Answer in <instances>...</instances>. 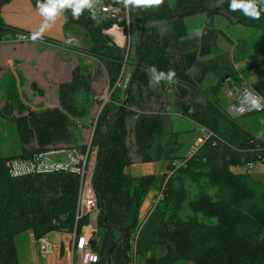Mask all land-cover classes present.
Wrapping results in <instances>:
<instances>
[{"label": "trees", "instance_id": "1", "mask_svg": "<svg viewBox=\"0 0 264 264\" xmlns=\"http://www.w3.org/2000/svg\"><path fill=\"white\" fill-rule=\"evenodd\" d=\"M7 1L0 0V7ZM230 2L164 0L159 6L139 8H125L117 0H96L94 3L112 6L118 9V14L119 9L122 12L129 10L137 28L133 56L135 72L124 93L123 105L103 115L101 123L107 126L105 133L100 128L93 132L100 148V158L92 181L101 209L98 225L104 229L102 248L99 251L93 248L100 258L96 264L127 263L130 241L137 228V211L147 191L158 180L150 174L137 178L131 176L133 159L129 136L142 163L171 159L177 149L172 134L162 131L160 107L155 110L151 106L152 101L157 102L152 82L157 81V75L167 74L169 70L175 72L173 79L177 80L175 107L178 112L209 130L213 137L183 166L175 169L174 176L163 177L162 198L156 204L160 218L152 233L150 253L144 264L186 261L194 264H264V204L257 202L264 199V190L259 191L254 184L258 181L247 174L232 171L233 167L256 160L258 155L264 158V141L238 126H229L222 132L219 123L225 114L219 105L187 98L189 89L194 88L195 96L199 92V84L215 71L214 65L209 66L200 59L211 54L216 36L228 40L221 30L212 28L211 23L200 36L187 38V18L204 14L212 21L222 17L229 24L264 33V3L257 4L259 19H252L242 10L231 11ZM62 11L64 30L70 25L83 28L92 42L88 52L101 56L106 50L101 59L108 75L111 79L119 75L126 52L118 46L109 47L108 38L103 33L117 24L119 15L116 18H108L106 14L95 15L92 19L89 9L84 8L75 19L71 8ZM10 30L16 29L0 21V38ZM263 64L264 61L258 65L261 67ZM197 67L198 73L191 76L189 71ZM77 71L78 67L72 71L69 82L58 84L59 107L37 112L23 104L17 106L20 112L13 117V123L21 150L15 156L0 157V264H19L15 238L25 231L32 232L37 242L51 232L80 230L88 222V217L76 221L79 174L52 171L12 177L8 166L12 160H27L40 154L59 152L62 145L64 147L72 141L69 116L79 115L73 107V94L87 85L83 78H77ZM134 88L138 92L132 93ZM250 88L264 98V70ZM31 89H38L35 83L31 84ZM11 111L10 103L3 106L5 114ZM184 179L191 184L204 181L205 187L201 185L194 197L188 200L182 186ZM207 189L216 192L211 195ZM184 205L189 215L181 213Z\"/></svg>", "mask_w": 264, "mask_h": 264}, {"label": "rangeland", "instance_id": "2", "mask_svg": "<svg viewBox=\"0 0 264 264\" xmlns=\"http://www.w3.org/2000/svg\"><path fill=\"white\" fill-rule=\"evenodd\" d=\"M118 15L117 24H113L108 31L105 30L107 32H104L108 38V46H118L122 50L124 49L127 57L124 60L125 63L123 62L121 73L112 79L108 75L101 59V56L106 54L107 51H102L101 56L90 54L88 51L92 42L85 34V30L78 25L68 26L70 32L68 35L69 39L74 37L75 40H70L66 45L72 49L78 50L76 53L72 50V54L78 56V64L76 65L78 71L76 76L78 79L83 78L82 80L87 85H84V88L77 90L73 94V107L79 115L76 117L69 116V129L72 134V141L64 145V147L62 145L61 148L63 149H61V151L51 152L48 155L51 162H65L69 152L88 151L89 162L86 167L85 179L90 181L92 185V180L96 174L100 158V148L98 142L93 137V132L95 128H100L105 133L107 126L101 123L103 115H105L108 110L123 105L124 93L127 90L126 86L134 66L133 56L136 43V24L132 20L129 10L122 12L119 9ZM185 22L188 27L187 38L189 39L200 36L202 30L206 27L208 28L210 23L212 24V28L221 30L228 37V40H226L224 37L217 35L211 48V54L200 59V62L208 64L209 66L214 65L215 71L207 75L204 81L199 84L200 89L199 92L195 93V96L194 88L189 89L187 98L189 100L195 98L198 102L202 101L211 105H219L222 113L225 114V118H222L219 123L222 132L226 131L229 126H238L247 129L264 141V110L250 114L247 113L239 117L230 114L228 111V106L232 102L229 92L235 89L239 90L244 86H250V84L256 80L261 70H264V64L261 65V67L258 65L264 61V33L258 30L244 28L240 25L229 24L227 20L222 17H216L212 21H209L204 14L189 17ZM115 29L120 32L118 34V39H116L112 32ZM161 29L164 30L162 27ZM82 51H86V53ZM55 52V56L53 54V59L50 57L51 53H49L48 58L44 57V59H52L59 63L63 62V65L74 62L73 56H71V62H68L66 56L62 58L61 53H63V55L68 54L65 49L61 51L55 50ZM198 70L199 67L190 70L189 74L195 76ZM65 77H63V79ZM112 80L114 81L112 82ZM27 85L28 84L24 83V87L21 89V97L18 93L10 91L9 86L8 92H4L3 85H0V157L15 156L20 153V144L13 123V117L20 112L17 108L19 104H23L26 108H30L37 112L59 107L56 83H39L37 90L34 91L30 88L32 92L27 89ZM152 85V90L157 93V96L154 98L157 102H151L152 109L158 110L160 107L162 114V131L164 134H172L177 149L172 154L173 158H166L164 160V173H161V169L156 161L153 162L150 169L147 171L136 169L137 167L135 166L134 178L149 174L155 175L158 180L155 183L154 189L158 190L160 194L163 192L165 184L163 177L167 179L170 176H174L175 169H173L171 164L172 161L178 159V157H180L179 159L185 157L190 152L191 148L197 145L198 141L201 139V133L194 121L188 117L182 116L175 107L177 80L173 79L172 82L166 79L160 82L153 81ZM249 89L251 90L250 87ZM136 91L138 92V89L134 88L132 93ZM7 103L12 105V111L9 114L3 112V106ZM107 118H109V116H107ZM132 120L133 119L128 122L129 126ZM128 142L131 150V157L134 162L139 165L140 159L132 148L131 136H129ZM160 142L163 143V139H161ZM156 143L157 141L153 145V149H155ZM196 152H194V154ZM145 166L146 165H143L141 169ZM232 171L247 174L252 179L258 181L254 182V184L259 191L264 190V164L262 162H254L253 167H249L248 164L233 167ZM201 185L205 187L204 181L198 184H191L188 180H183L182 186L187 193L188 200L194 197L197 189ZM207 191L211 195H214L216 192L210 189H207ZM257 202L264 204V199H258ZM100 210L101 209H99L97 213L93 212L83 216V218L88 217L89 221H93L91 222L93 228L90 227L93 229L90 244L92 248H96L98 251L102 248L104 237V229L98 225ZM181 213L184 216L189 215L185 205ZM96 214L98 215L97 217ZM114 234L119 237L118 233ZM57 236L59 235L56 232L48 234L50 244L55 241ZM146 257L144 253H138L136 264H144ZM43 263L46 264L44 259ZM180 263L181 262L178 264Z\"/></svg>", "mask_w": 264, "mask_h": 264}, {"label": "crops", "instance_id": "3", "mask_svg": "<svg viewBox=\"0 0 264 264\" xmlns=\"http://www.w3.org/2000/svg\"><path fill=\"white\" fill-rule=\"evenodd\" d=\"M37 4L38 0H9L0 7V21L2 24L28 34L40 32V36L35 41L32 39L22 44L0 43V85H3L4 92H8L9 86L10 91L18 93L20 97L24 83L28 84L27 89L32 92L30 89L32 83H35L37 87L39 83H56L58 87L60 83L69 82L72 71L78 64V56L72 54V50L75 53L78 50L66 45L70 32L69 28L64 30V12L59 10L53 19L46 20L45 17L40 15ZM42 28L43 31L41 32ZM62 49H65L68 53L67 55L61 53L62 58L66 56L68 62H71L70 59L73 56V63L63 65V62L59 63L52 60L54 58L53 54L55 56L56 53L55 50L61 51ZM49 53H51L50 57L52 59H44V57H49ZM63 77L65 78L63 79ZM196 126L199 130V126ZM199 132L201 138H203V133L200 130ZM132 162L130 166L132 177H134L136 167V169L147 171L153 164V162H139V165H137L134 160ZM157 164L161 169V173H164L165 161H157ZM143 165L146 166L141 169ZM158 196L159 191L154 187L150 188L137 211V228L134 234L136 257L138 253H144L147 257L150 253L152 233L160 218V213L156 208ZM91 222L93 221L88 219V223L83 226L92 227ZM56 233L59 236L51 243L52 252L46 257L40 255L39 246L32 232L25 231L17 235L15 247L19 264H44L43 259L46 264H72L73 239L71 234L64 231ZM180 264L194 263L186 261Z\"/></svg>", "mask_w": 264, "mask_h": 264}, {"label": "built area", "instance_id": "4", "mask_svg": "<svg viewBox=\"0 0 264 264\" xmlns=\"http://www.w3.org/2000/svg\"><path fill=\"white\" fill-rule=\"evenodd\" d=\"M89 12L92 15L102 16L106 14L108 18H116L118 15V9L112 6L94 4ZM105 31V30H104ZM103 31V32H104ZM108 31V30H107ZM105 31V32H107ZM104 32V33H105ZM115 36V35H114ZM32 40V36L22 30H10L3 34L0 38V43L6 44H22ZM230 100L232 101L228 106V111L234 116H242L253 112H261L264 109L263 99L252 90L249 86H244L239 90H233L229 92ZM199 130L203 133L197 145L190 150V152L181 159H175L172 161L173 169H177L184 165V163L194 155L208 139L213 137V134L206 128L199 127ZM40 154L32 159L27 160H12L8 163L9 172L12 177H17L23 174L33 172H72L80 175V186L78 189V197L76 204V221L82 218L85 214L97 213L100 209L97 204L93 185L90 181L85 179L86 167L89 162L88 151H75L67 154V160L65 162H51L48 155ZM264 161L263 156L258 155L256 160L253 159L248 163L249 167H253L254 162ZM162 198L161 193L158 196L157 202ZM93 229L82 226L80 230L74 228L71 234L73 239V245L71 249V263L72 264H96L100 258L97 252L91 247L90 239ZM135 238H131L130 253L127 256L128 261L126 264H136V252L134 247ZM39 246V252L42 257H46L52 252V245L49 242L48 235L42 236L37 240Z\"/></svg>", "mask_w": 264, "mask_h": 264}, {"label": "clouds", "instance_id": "5", "mask_svg": "<svg viewBox=\"0 0 264 264\" xmlns=\"http://www.w3.org/2000/svg\"><path fill=\"white\" fill-rule=\"evenodd\" d=\"M95 2L96 0H38L37 8L40 15L45 17L46 20L53 19L57 15L58 11L64 8H71L73 17L78 19L82 14L83 9L88 8L91 10ZM117 2L123 4L125 8H128L129 6L139 8L159 6L163 3V0H117ZM258 3H264V0H231L229 7L231 11L242 10L246 16L252 19H259L260 11L257 8ZM92 19H95V15L92 16ZM42 31L43 28L41 29V32ZM39 36L40 32L33 33V41H35ZM70 40H75V38H70L66 41V43ZM174 76L175 72L169 70L167 74L161 73L157 75L155 79L158 82L164 79L172 82Z\"/></svg>", "mask_w": 264, "mask_h": 264}, {"label": "water", "instance_id": "6", "mask_svg": "<svg viewBox=\"0 0 264 264\" xmlns=\"http://www.w3.org/2000/svg\"><path fill=\"white\" fill-rule=\"evenodd\" d=\"M134 72H135V69L133 70V72H132V74H131V76H130V79H129V82H128L127 86H126V89L129 87V85H130V83H131V81H132V79H133ZM125 93H126V92H125ZM124 100H125V99H124Z\"/></svg>", "mask_w": 264, "mask_h": 264}, {"label": "bare ground", "instance_id": "7", "mask_svg": "<svg viewBox=\"0 0 264 264\" xmlns=\"http://www.w3.org/2000/svg\"><path fill=\"white\" fill-rule=\"evenodd\" d=\"M113 32V35H115V37H116V39H118V34L120 33L119 31H116V29L115 30H113L112 31ZM122 35V34H121ZM120 39V38H119ZM121 40V39H120ZM121 42V41H120Z\"/></svg>", "mask_w": 264, "mask_h": 264}]
</instances>
